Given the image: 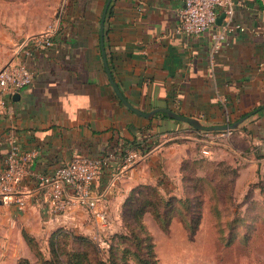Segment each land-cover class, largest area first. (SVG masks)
I'll use <instances>...</instances> for the list:
<instances>
[{"label": "crops", "instance_id": "1", "mask_svg": "<svg viewBox=\"0 0 264 264\" xmlns=\"http://www.w3.org/2000/svg\"><path fill=\"white\" fill-rule=\"evenodd\" d=\"M105 2L61 0L60 29L52 45L37 48L27 60L33 72L31 85L21 89L18 99L12 98L6 113L0 114V171L9 131L23 149L38 152L31 171L46 174L74 156L98 157L124 139H142L146 134L152 145L143 158L125 164L118 155L111 156L93 183L110 217L120 212L133 187L179 182L182 162L200 156L202 135L159 112L144 118L119 100L99 45ZM183 3L111 0L104 22L105 54L126 100L142 111L166 107L206 125L232 123L264 105V0H233L231 21L244 29L231 32L212 55L208 33L180 32ZM12 44L0 57V66L16 57L17 43ZM211 134L206 135L207 143L221 147L210 152L215 151L220 161H230L234 154L241 164L236 185L252 181L253 170L264 167V108L229 133ZM245 166L251 175L245 174ZM166 188L164 183L159 186L162 192ZM17 196L24 199L23 209L0 197V264H17L20 258L32 261L24 231L45 246L57 228L87 235L95 230L89 214L76 205L52 213L42 188L31 177L25 178ZM114 228L112 222L113 233Z\"/></svg>", "mask_w": 264, "mask_h": 264}, {"label": "rangeland", "instance_id": "2", "mask_svg": "<svg viewBox=\"0 0 264 264\" xmlns=\"http://www.w3.org/2000/svg\"><path fill=\"white\" fill-rule=\"evenodd\" d=\"M60 2L0 0V57L10 49L13 41L17 47L24 38L44 30L59 11ZM180 126L190 127L186 123ZM199 134L202 135V142L198 143L200 156L184 163L185 169L181 172L188 182L181 183V179L168 182L171 190L167 192L166 199L170 195L176 199L169 200L155 215L149 212L143 218L152 236L156 264H264V167L259 165L253 170L256 177L252 181L236 185L235 176L240 175L241 168L236 155H230V161L218 160L216 152L213 154L210 150L221 146L211 147L206 143V132ZM208 134L213 135L211 132ZM203 149L208 153L204 154ZM244 171L246 175L252 174L247 166ZM198 214L199 223L194 234L190 235L189 228L194 226ZM110 217L115 226L114 233L128 232L124 228L121 210ZM62 228L71 234L90 237L73 228ZM141 237L143 235L139 233L131 236L129 233L125 242L128 251L123 258L127 264H150L145 260L147 245L140 241ZM117 241V238L111 239L113 245ZM42 247L45 250L42 252L48 256L46 245L41 243ZM98 248L100 257L107 259L108 246ZM35 256L32 252L34 263L37 262Z\"/></svg>", "mask_w": 264, "mask_h": 264}, {"label": "built area", "instance_id": "3", "mask_svg": "<svg viewBox=\"0 0 264 264\" xmlns=\"http://www.w3.org/2000/svg\"><path fill=\"white\" fill-rule=\"evenodd\" d=\"M233 9V0H184L180 11V32L188 36L208 33L212 40V55L221 48L231 32L244 29L240 24L232 23ZM220 14L224 17L218 24L217 18ZM59 25L60 9L39 35L24 38L16 48V57L0 68V114L6 113L9 101L16 93L31 85L33 72L28 67L27 60L33 57L37 48L52 45V38ZM229 132L231 130L220 133ZM6 143L8 152L0 171V197L6 201H14L18 209H23L24 199L17 195L25 178L31 177L42 188L48 209L52 213L69 211L75 205L84 209L95 227L90 235L92 241L98 246L107 247L112 222L106 209L100 205L101 199L93 188L104 161L99 158L74 156L51 173L33 172L30 164L38 152L23 149L13 131L7 134ZM202 152L208 153L206 149ZM143 156L139 151L132 150L123 161L131 164Z\"/></svg>", "mask_w": 264, "mask_h": 264}, {"label": "trees", "instance_id": "4", "mask_svg": "<svg viewBox=\"0 0 264 264\" xmlns=\"http://www.w3.org/2000/svg\"><path fill=\"white\" fill-rule=\"evenodd\" d=\"M59 29L60 25L58 27V30ZM245 114H243L242 116H244ZM158 115L167 117L164 113L161 112H159ZM128 129L132 131L131 127H128ZM220 132L221 131H214L211 133ZM148 138V135L145 134L142 139H124L122 143L120 142L121 144L119 143L118 146H116L115 149L106 151L98 157H94L102 159L104 161V164L101 165V168L99 170V174L101 173V169L103 168V166L108 164L111 156L118 155L119 158L124 159L127 153L132 150L139 151L141 154L145 155L152 145V142L149 141ZM193 160L195 159H186L182 162L180 166L181 183L188 182L187 177L185 178L181 175V172H183L185 169L184 163ZM237 175L238 174H236L235 179ZM168 182V180H165L164 182H158L159 184L157 183L156 185L139 184L131 189L120 209L122 221L124 222V228H126L128 232L112 233V235L108 237L109 244L107 243V259H103L102 257H100L101 252L98 248V244L92 241L90 237L75 235L73 233L71 234L64 228H57L50 233L47 239L46 248L48 250V256H45V254L42 252V250H45L44 247L41 248V242L24 231L23 238L30 250L34 253V255H36L35 257L37 259V262L34 263L28 258H20L17 264H107L108 262H110L109 264H118L117 262L121 264L124 258V254L128 251L127 246H125L128 235L130 233L131 236L135 232L143 235V237L140 238V241L142 240L141 242H146L147 247L145 249L147 251L144 255L147 257V259L145 260H149L150 264H156L157 262L155 260V253L153 250L152 236L151 233L147 230L143 218L144 215L149 212L154 213L155 215V213H158V209L160 207L169 203V200L172 201L176 199V197H174L173 195H170V197L166 199V194L171 190L170 188H166L163 192L159 189V186L161 184H167ZM167 186L169 187V185ZM196 204L199 206L198 201L196 202ZM166 212L163 213L164 216L167 215ZM199 218L200 215L198 214L194 220V226L189 228L190 235L194 234L199 223ZM112 238L118 239V241L114 245L111 243ZM123 245L124 247H121ZM123 262L124 264H127L126 260H124Z\"/></svg>", "mask_w": 264, "mask_h": 264}, {"label": "water", "instance_id": "5", "mask_svg": "<svg viewBox=\"0 0 264 264\" xmlns=\"http://www.w3.org/2000/svg\"><path fill=\"white\" fill-rule=\"evenodd\" d=\"M111 0H106L103 11L101 13V17H100V22H99V45H100V50H101V55H102V60H103V64H104V68L107 74V77L109 79V82L114 90V92L116 93L117 97L119 98V100L132 112H134L137 115H140L144 118H152L156 113L161 112L164 113L167 117L186 123L188 124L192 129H194L195 131H203V132H214V131H228V130H234L238 127V125L244 121L246 118H248L249 116H251L252 114L257 113L260 109L264 108V105H261L260 107H257L255 109H253L252 111H250L249 113L245 114L244 116L240 117L239 119H237L236 121L232 122V123H224V124H218V125H206L204 123H202L198 118L195 117H190V116H185L182 114L177 113L176 111L166 108V107H157L154 108L150 111H142L139 108L133 106L130 102H128L126 100V98L123 96V94L121 93V91L119 90L117 84L115 83L110 68L108 66V62H107V58H106V54H105V47H104V22H105V17L107 14V10L109 8ZM224 15L221 14L218 16L217 18V23L220 24L222 19H223ZM19 94L16 93L13 96V99H18Z\"/></svg>", "mask_w": 264, "mask_h": 264}]
</instances>
